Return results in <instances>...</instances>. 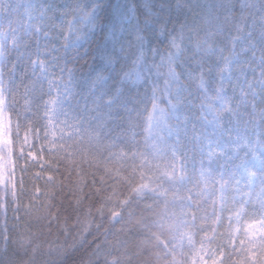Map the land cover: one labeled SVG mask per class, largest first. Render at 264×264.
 I'll list each match as a JSON object with an SVG mask.
<instances>
[{"label": "clouds", "instance_id": "9594fccd", "mask_svg": "<svg viewBox=\"0 0 264 264\" xmlns=\"http://www.w3.org/2000/svg\"><path fill=\"white\" fill-rule=\"evenodd\" d=\"M0 264H264V0H0Z\"/></svg>", "mask_w": 264, "mask_h": 264}]
</instances>
